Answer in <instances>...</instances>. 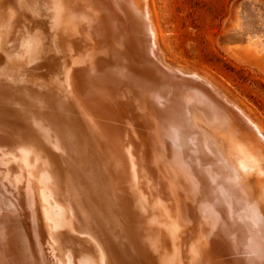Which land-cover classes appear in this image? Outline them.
I'll return each instance as SVG.
<instances>
[{
  "label": "bare ground",
  "instance_id": "obj_1",
  "mask_svg": "<svg viewBox=\"0 0 264 264\" xmlns=\"http://www.w3.org/2000/svg\"><path fill=\"white\" fill-rule=\"evenodd\" d=\"M158 31L151 0H0V98L42 125L0 147V264H264V129Z\"/></svg>",
  "mask_w": 264,
  "mask_h": 264
},
{
  "label": "rangeland",
  "instance_id": "obj_2",
  "mask_svg": "<svg viewBox=\"0 0 264 264\" xmlns=\"http://www.w3.org/2000/svg\"><path fill=\"white\" fill-rule=\"evenodd\" d=\"M151 1L166 60L205 77L264 129V0Z\"/></svg>",
  "mask_w": 264,
  "mask_h": 264
},
{
  "label": "water",
  "instance_id": "obj_3",
  "mask_svg": "<svg viewBox=\"0 0 264 264\" xmlns=\"http://www.w3.org/2000/svg\"><path fill=\"white\" fill-rule=\"evenodd\" d=\"M25 98L6 97L0 98V147L1 148H26L29 146L36 147L40 135H34L42 125L39 122H31L29 120V109L26 105ZM44 109V108H43ZM4 120L5 122H3ZM30 121V122H29ZM50 128V127H49ZM70 133L74 136L80 130L79 123L76 127L71 128ZM132 255V254H131Z\"/></svg>",
  "mask_w": 264,
  "mask_h": 264
}]
</instances>
